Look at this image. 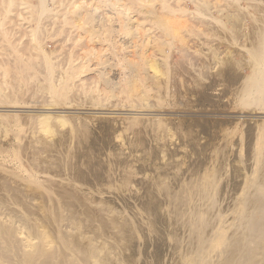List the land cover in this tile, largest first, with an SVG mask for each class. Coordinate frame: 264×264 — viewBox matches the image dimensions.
Instances as JSON below:
<instances>
[{
  "label": "rangeland",
  "instance_id": "374dc122",
  "mask_svg": "<svg viewBox=\"0 0 264 264\" xmlns=\"http://www.w3.org/2000/svg\"><path fill=\"white\" fill-rule=\"evenodd\" d=\"M40 2L0 0V109H21L0 111V182L33 195L48 244L56 204L86 214L98 205L124 225L115 264H183L196 190L213 183L219 204L203 208L210 223L218 208L230 222L247 176L264 172V101L245 94L264 0H46L43 13ZM114 13L113 52L104 39ZM41 46L54 69L38 67Z\"/></svg>",
  "mask_w": 264,
  "mask_h": 264
},
{
  "label": "bare ground",
  "instance_id": "6f19581e",
  "mask_svg": "<svg viewBox=\"0 0 264 264\" xmlns=\"http://www.w3.org/2000/svg\"><path fill=\"white\" fill-rule=\"evenodd\" d=\"M45 1L46 0L42 2L41 0L40 2L42 3L40 4L42 13L48 7L46 4L47 2ZM114 15H117V13L111 15L112 18H109L112 19V21L110 22L112 23V25L110 24V26H108L109 23H107L108 24L107 27L110 30L109 33L110 37L108 38L110 39L106 37H105L106 39H104V41L110 45L112 50L116 48L115 46L116 41L114 40L115 39L114 32L112 31L113 26L114 24L121 22V20H117L116 18L114 19L113 18ZM261 21H262L261 23H263V26L261 27L263 28L261 30V33L259 32L261 36L259 35V33L257 34L259 35L260 42L259 40L256 41L259 42L258 44H256L257 47L255 46L256 61L254 66L252 67V72L249 75H247V78L248 79L250 78L251 84L245 89V94L247 95V97L251 96V100H253V102L258 101L259 98H262L264 101V17L262 18ZM127 24H129L130 26V22L129 23L127 22ZM102 26H105V24L102 23L99 26V28L101 29ZM125 26L126 25H123V27ZM101 33L102 32H100V34ZM130 48H131V44H130ZM41 50L42 51L39 56L41 60L37 64L40 70L54 69L56 66L51 62L50 54L48 53L49 51H47L42 46H41ZM37 65L35 64L34 66L33 64H31L28 66L27 70L30 71L32 68L34 67L36 68ZM57 78H59V76H57ZM57 81H53V83L51 84L54 88L55 86L59 85V82ZM107 82L109 84H113V82L110 79H108ZM47 88L49 89V86ZM19 110L21 109H16V108L0 109V111H13V112ZM22 110L26 111L28 109H22ZM56 111L60 112V110H56ZM51 116L52 115H50L49 113L45 115L40 114V119H42L43 123L44 124L46 123L48 126L47 130L51 129L49 127L50 125L49 121L51 119ZM55 118L60 119L63 122L64 115H56ZM34 150H36V148ZM258 154H259V160L262 162L264 159V151L262 150V148L258 149ZM247 178H248V181L246 182L247 186L244 187L245 189L242 192V197L240 199V202L238 204L236 203L238 206L235 208L236 216L230 222H228L226 214H223L219 208L218 209L216 208L217 210L215 209L216 210L215 216L217 217V220L215 219L216 221L214 220L215 221V222L213 221L214 223H212V221H211L212 224L210 223L211 212L210 210L205 208H207L206 206L208 205V203L213 208H215L219 204V201L216 200L217 195L215 196V194H213L210 191V187L212 186L213 183L210 182L209 184L210 187L207 186L209 187V189L208 188L205 189V187L198 188L196 190V194L193 193L195 194L194 195L195 197L193 198L192 195V197L188 202V205L190 207L189 209L186 208V210L188 209L190 211L189 221L187 224L192 238L195 237L194 234L196 233L198 234V236L200 234V236L199 239L196 241L195 239L192 240L191 238L189 256L188 258L187 256L184 258L183 264H204L206 262H215V261H218L219 264H264V172L261 175H259V173L257 174V169H255V171L253 169L251 176H247ZM12 180L13 178L11 179V182ZM7 181L8 179L3 182L5 183V185L2 182H0V184L2 183L6 187V190H8L7 192L9 191L11 192L10 198L5 197L6 196L5 193H4L5 196L3 195L2 197L0 196V209H1L0 264H115L118 262L119 258L122 259V257L119 256L120 252L117 251L116 247L118 241L121 243L123 242L122 235H124L123 230L125 229L123 228L124 225L117 220V217L116 218L114 217L113 213L115 211H113L110 208H104L102 206L99 207L97 205L96 207L91 208V210L87 214L85 213V211L81 212L82 209H79V212L83 213L85 216L84 218H82L83 216H80L79 215L80 213L77 211L78 210L76 208L77 206L74 207V205H70V203H65L64 207L63 204L61 205L62 207H57V204L55 205L52 198L53 204L56 206V208L53 210V212L48 213L49 214L48 217L50 216L53 219L52 225H54V228L51 229L53 230L54 233L53 237L55 236L56 238V241L53 240V243L54 242L56 243L51 244L50 243L51 239L49 237L50 235L48 234L44 235L45 233L43 234L40 225L37 222L38 220H40V218H38L36 215L35 216L37 217V220H35V218H32V214H34L32 212L34 211L31 212L32 203L30 204V198L32 199L33 197H29V196H33V195L32 194H30L29 196L23 195L24 196L23 198V196L19 195L21 193L20 189L16 187V185H13L11 182H7ZM56 181L57 180H55V182ZM53 182L54 181H52V183ZM59 183H61L62 185L65 182L60 181ZM204 184L201 183L198 185V187L199 186L203 187L205 186ZM2 187L3 186H1V189H4ZM24 193L26 194V192H24L23 190V194ZM71 195L75 196L76 199H78V197L79 199H82L84 201L83 204H85L86 201L85 204L86 206L84 207V209L88 210L92 206L89 205L90 199L88 194L79 191L78 188L77 190H73ZM13 200H16V203H18L20 206L26 209V212L29 217H24L20 210L13 207V202H12ZM88 205L90 206L89 208ZM203 206H205V208H203ZM39 207L37 208L39 209ZM35 211L37 212V210ZM35 214H38L39 216L40 213L37 212ZM43 214L46 215L47 213L46 214L43 213ZM44 217L46 218V216ZM50 221L51 220H49V222ZM206 226H209V228L203 229V227ZM24 229H26L27 232ZM228 229H231V232L228 233ZM97 231L100 232L102 235L101 234L95 235V232ZM41 232L43 236L48 235L46 238L49 237L50 240L48 239L47 240L50 241L49 242L50 244L44 242L46 241V238L45 240L43 239L44 241L41 240V235H42ZM82 239H86V242H83L84 240ZM121 245L123 246V243ZM211 252H214L213 255L211 254ZM128 259L129 258H127V260ZM120 262L121 264L124 263L123 261Z\"/></svg>",
  "mask_w": 264,
  "mask_h": 264
}]
</instances>
